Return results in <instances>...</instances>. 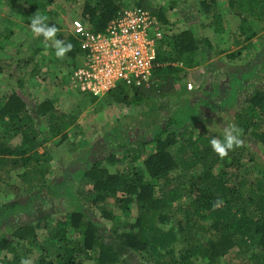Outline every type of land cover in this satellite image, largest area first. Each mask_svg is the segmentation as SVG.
Returning a JSON list of instances; mask_svg holds the SVG:
<instances>
[{"label":"trees","instance_id":"trees-1","mask_svg":"<svg viewBox=\"0 0 264 264\" xmlns=\"http://www.w3.org/2000/svg\"><path fill=\"white\" fill-rule=\"evenodd\" d=\"M6 1L14 6L15 0H0V9ZM226 2L240 19L237 38L248 41L264 31V0ZM51 3L24 0L23 6L33 16L50 12ZM200 4L207 28L218 35L226 33L218 0H200ZM127 7L126 0H87L84 24L103 31ZM167 9L152 10L162 24L163 36L157 43L149 87L119 81L103 95L81 90L73 76L82 50L73 34L65 41L73 48L63 60L70 66V86L103 104L131 106L151 91L155 75L180 71L178 65L167 64L172 61L170 51L175 49L193 65L200 45L197 31L193 26L167 35ZM0 21L7 24L4 31L12 32V22L3 17ZM4 31H0V52L5 43L13 42ZM204 43L212 50L209 37ZM16 57L0 56V77L10 67L20 73L25 70ZM39 62L29 72L31 77L41 72ZM26 80L17 75L10 92L0 97V186L13 169L21 170L17 190L29 198L22 200V194L1 204L0 219L20 206L33 212L31 205L37 199L53 208L25 223L0 228V264H20L26 257L32 264H123V253L139 264H264V83L256 85L235 114L236 126L243 130L241 139L249 142L223 159L212 150L210 140L222 138L224 131L188 125L185 120L189 119L176 115L158 125L149 141L123 145L120 157L110 153L92 159L87 150L68 140L77 126L74 117L56 98L28 100ZM63 142L71 143L74 159L56 175L53 162H63L58 150ZM148 143L156 144L150 153ZM44 191L51 197H40ZM180 240L183 246L177 251Z\"/></svg>","mask_w":264,"mask_h":264},{"label":"rangeland","instance_id":"rangeland-1","mask_svg":"<svg viewBox=\"0 0 264 264\" xmlns=\"http://www.w3.org/2000/svg\"><path fill=\"white\" fill-rule=\"evenodd\" d=\"M23 1L15 0L13 7L6 1L5 7L0 9V17L12 22V32L4 31L7 24L3 21H0V31L10 34L13 40L11 44L5 43L0 56L8 58L17 54L21 65L25 67L20 73L14 67L12 69L10 67L12 65L8 66L11 71H6L0 77V97L10 92L12 82L18 75L27 79L24 88L31 95L30 98L27 97L28 100L56 98L59 106L64 107L66 112L74 117L77 125L69 132V142H74V146L79 145L80 149L87 150L92 159L110 153L120 157L123 155L121 149L123 145L132 147L137 146L140 141H149L157 130L156 127L175 115L178 119H182L181 117L189 119L185 120L188 125L198 124L224 131L229 125H236L235 114L241 109L242 102L256 85L264 83V31L248 41L237 38L235 35L238 33L237 26L240 19L237 13L229 8L227 0H218L217 5L218 11L223 13L222 25L226 32L221 35L209 30L205 25L207 20L200 0H126L129 7L138 3L151 11L160 10L161 6L168 8L165 13L169 19L166 34L173 35L194 26L200 44L199 50L193 65H189L178 56L175 49L170 51L172 61L167 64L178 65L180 71L173 70L159 77L155 75L153 79L156 84L152 86L151 91L143 94L140 103L131 106L122 103L103 104L101 100H92L77 92L76 87L69 86L70 66L64 65V58L56 57L55 48L50 46L51 41L46 47L43 36L37 37L32 33L30 28L32 14L26 13ZM86 2L87 0H52L49 6L51 10L48 12L50 14L42 15L48 17L47 23L54 24L59 29L58 39L67 41L69 35L73 34L71 28L73 19L79 18L84 23L83 11ZM85 25L90 27L89 23ZM150 34L154 35L153 27L150 29ZM206 37L211 39L212 50H209L204 43ZM156 39L159 43L161 37ZM39 47L44 49L35 53ZM18 48L19 53H16ZM166 48L169 50L168 47ZM221 48L225 50L219 53ZM175 57L178 60H175ZM32 58L36 59L32 60ZM36 60L41 61L40 76L38 74L31 77L29 72ZM59 61H61L60 65H58ZM76 66H80V62H77ZM30 109L34 111L33 107ZM15 140L18 142L19 138L16 137ZM242 140L245 143L249 142L248 138ZM69 142L58 144L63 162L59 163L57 160L53 162L56 175H60L74 159V155L69 151L71 146ZM155 145L148 143L146 152H152ZM43 149L40 147L39 151ZM129 165L126 163L124 166ZM20 172L21 170L13 169L11 177H7L1 183L0 205L22 194L25 195L20 189L17 190ZM40 197L51 196L44 191ZM28 198L25 195L22 200L27 201ZM62 200L63 203L66 202L65 199ZM31 207H34L33 212L23 206L14 209V212L0 219V228L5 230L25 223L41 212L53 208V205L37 199ZM182 246L183 242L180 240L176 244L177 251ZM126 254L123 253V264L140 263L127 258Z\"/></svg>","mask_w":264,"mask_h":264},{"label":"built area","instance_id":"built-area-1","mask_svg":"<svg viewBox=\"0 0 264 264\" xmlns=\"http://www.w3.org/2000/svg\"><path fill=\"white\" fill-rule=\"evenodd\" d=\"M154 28V35L150 29ZM80 42V66L74 72L77 87L103 95L124 82L149 87L157 57V39L163 36L160 20L142 5L120 10L103 31H93L79 18L71 23Z\"/></svg>","mask_w":264,"mask_h":264},{"label":"clouds","instance_id":"clouds-1","mask_svg":"<svg viewBox=\"0 0 264 264\" xmlns=\"http://www.w3.org/2000/svg\"><path fill=\"white\" fill-rule=\"evenodd\" d=\"M47 20V16L36 12L30 18L31 31L37 37L43 36L46 47L49 46L48 42L51 41L52 43L50 46L55 48L56 57L63 59L66 54L72 50L73 45L71 43L66 44L65 41L58 39L57 33L59 29L54 24L47 23ZM242 131L243 130L235 124L229 125L224 129L222 138L213 137L210 140L212 150L221 159L227 157L230 151L243 145L241 139ZM215 206H218V204L214 205V207ZM20 264H32V261L30 258L26 257L21 260Z\"/></svg>","mask_w":264,"mask_h":264},{"label":"crops","instance_id":"crops-1","mask_svg":"<svg viewBox=\"0 0 264 264\" xmlns=\"http://www.w3.org/2000/svg\"><path fill=\"white\" fill-rule=\"evenodd\" d=\"M70 86V85H69Z\"/></svg>","mask_w":264,"mask_h":264}]
</instances>
